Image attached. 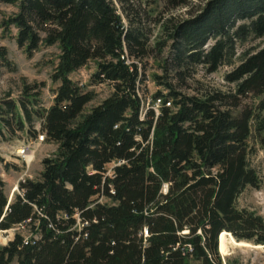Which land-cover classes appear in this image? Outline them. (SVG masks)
<instances>
[{
  "label": "trees",
  "instance_id": "obj_1",
  "mask_svg": "<svg viewBox=\"0 0 264 264\" xmlns=\"http://www.w3.org/2000/svg\"><path fill=\"white\" fill-rule=\"evenodd\" d=\"M0 2L17 7L0 25L16 29L28 55L41 44L59 50L48 108H35L27 85L21 100L0 103V134L36 116L57 145L11 200L0 179V230L14 229L0 264H222L223 231L264 246L263 217L237 204L260 181L250 157L264 149V0ZM149 57L161 73L145 107ZM89 61L91 81L112 90L86 110L94 93L69 75ZM223 65L226 89L183 91L198 66Z\"/></svg>",
  "mask_w": 264,
  "mask_h": 264
},
{
  "label": "rangeland",
  "instance_id": "obj_2",
  "mask_svg": "<svg viewBox=\"0 0 264 264\" xmlns=\"http://www.w3.org/2000/svg\"><path fill=\"white\" fill-rule=\"evenodd\" d=\"M199 0H194L198 2ZM151 5L149 10L153 8L156 13L161 10L159 7ZM17 10L13 4L0 2V23L1 20L10 16ZM186 8H178L172 11L173 14H181L184 16ZM157 30V29H156ZM16 29L10 27L9 31H3L0 25V47L6 50V59H0V103L4 99L21 100L23 98L24 86L33 87L32 92L37 93V102L32 103L35 108L42 110L48 108L53 103L54 91L58 86V81H53L51 76L54 67L57 64L59 50L56 45L41 44L31 55H28L24 48L19 47L16 43ZM264 44V39L261 41ZM248 43L238 47L241 50ZM146 65L143 69L145 79L139 84V94L146 98L145 106L151 104L152 94L158 90V86L154 83L152 75L161 73L157 61L152 57L145 59ZM230 69V66L223 65L217 71L205 74L198 66L194 72L192 79H188L190 88L183 89L188 94L195 93L194 88L199 87H218L226 89L229 84L223 80L224 73ZM95 72V66L89 61L85 66L70 73V79L79 85L83 91H92L93 99L86 105V110L91 106L100 102L112 90L111 86L106 83H94L91 81V75ZM248 101V100H246ZM155 106V103L154 105ZM40 118L33 116L32 127L27 124L23 130L15 128L14 131L8 132L3 129L0 134V179L4 182V191L8 200L13 198L16 193L17 183L26 178L38 177L42 164L41 160L56 150V144L50 141H38L34 138L30 130H36L37 135L42 134L40 131ZM26 147L32 157L19 156L18 151ZM256 151L251 155V165L257 171L259 176V185L257 187H246L239 195L237 204L239 207L253 210L264 219V149L255 145ZM113 164H107L108 172ZM15 186V189H14ZM14 229L7 231L0 230V247L7 243L13 237ZM234 239V238H233ZM235 240V239H234ZM237 241V240H236ZM226 249L219 254L222 258V264L229 261L231 264H263L264 263V246L255 247L248 243L236 244L230 240L229 236L225 237ZM12 264H15L13 262Z\"/></svg>",
  "mask_w": 264,
  "mask_h": 264
},
{
  "label": "bare ground",
  "instance_id": "obj_3",
  "mask_svg": "<svg viewBox=\"0 0 264 264\" xmlns=\"http://www.w3.org/2000/svg\"><path fill=\"white\" fill-rule=\"evenodd\" d=\"M40 134H41V133H40ZM25 155H26V157H28V159H30V158L32 157L31 153H29V152L26 153ZM14 189H15V186H14ZM16 189H17V186H16ZM227 235L229 236L230 240H232V242H234V243H236V244H244V245H246V246L248 245L247 242L236 241V240H234L233 237L230 235V233L223 231V232H221V233L219 234V243H218V249H219L220 252H222V253H224V252H225V249H226L225 237H226ZM253 246H255V245H253ZM255 247H256V246H255ZM257 247H259V245H257Z\"/></svg>",
  "mask_w": 264,
  "mask_h": 264
},
{
  "label": "built area",
  "instance_id": "obj_4",
  "mask_svg": "<svg viewBox=\"0 0 264 264\" xmlns=\"http://www.w3.org/2000/svg\"><path fill=\"white\" fill-rule=\"evenodd\" d=\"M126 62L128 63V60H126ZM159 102H160V100L159 99H156L155 100V106H153V109L157 112V107H158V105H159ZM167 105H169L168 103H167ZM143 112V111H142ZM37 140L38 141H42V140H44V133H42V134H38V136H37ZM29 152V150L26 148V147H22L20 150H19V152H18V155L19 156H21V157H23V156H25V154L26 153H28Z\"/></svg>",
  "mask_w": 264,
  "mask_h": 264
},
{
  "label": "water",
  "instance_id": "obj_5",
  "mask_svg": "<svg viewBox=\"0 0 264 264\" xmlns=\"http://www.w3.org/2000/svg\"><path fill=\"white\" fill-rule=\"evenodd\" d=\"M218 243H219V236H218Z\"/></svg>",
  "mask_w": 264,
  "mask_h": 264
}]
</instances>
